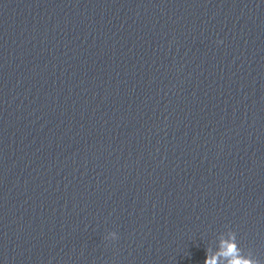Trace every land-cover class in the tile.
Instances as JSON below:
<instances>
[{
    "label": "clouds",
    "instance_id": "9594fccd",
    "mask_svg": "<svg viewBox=\"0 0 264 264\" xmlns=\"http://www.w3.org/2000/svg\"><path fill=\"white\" fill-rule=\"evenodd\" d=\"M105 239L114 241L118 239V235L112 231ZM204 264H264V260L255 257L251 250L245 254L238 246L236 232L229 228L226 233H220L215 250L211 246L207 247Z\"/></svg>",
    "mask_w": 264,
    "mask_h": 264
}]
</instances>
